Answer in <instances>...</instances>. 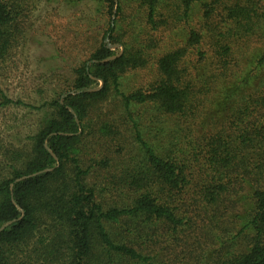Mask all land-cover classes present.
<instances>
[{
  "label": "trees",
  "instance_id": "1",
  "mask_svg": "<svg viewBox=\"0 0 264 264\" xmlns=\"http://www.w3.org/2000/svg\"><path fill=\"white\" fill-rule=\"evenodd\" d=\"M197 1L179 0L184 18ZM101 2L115 17L125 3L144 7L152 32L165 25L160 0ZM23 3L0 0V64L18 44ZM230 13L235 23L251 20L248 11ZM213 15L212 59L204 13L182 45L157 59L155 79L130 93L121 89L123 75L143 67L146 54L116 37L115 18L67 88L40 107L0 90V107L50 111L23 149L0 151L7 158L0 169V264H171L177 248L188 251L191 264H264V72L235 83L231 50L217 40L225 17ZM117 44L123 50L115 56ZM205 60L216 67L215 97L184 151L171 138V121L198 119L199 103L205 110L210 102L196 98L200 85L211 84L205 71L190 73ZM255 64L261 68L264 57ZM243 85H252L247 95ZM111 99L122 106L118 123L98 126L100 144L91 152L94 132L85 133L84 122Z\"/></svg>",
  "mask_w": 264,
  "mask_h": 264
},
{
  "label": "rangeland",
  "instance_id": "2",
  "mask_svg": "<svg viewBox=\"0 0 264 264\" xmlns=\"http://www.w3.org/2000/svg\"><path fill=\"white\" fill-rule=\"evenodd\" d=\"M123 13L115 17L108 15L101 0H24L21 14L18 16V27L21 30L18 44L13 48L6 60L0 64V90L10 99L20 100L33 107H40L43 102L55 97V94L67 88L73 78V70L88 59L89 55L99 46L110 20L115 18L116 37L120 38L129 48H143L146 63L143 67L132 69L123 75L122 91L146 87L156 77L155 63L166 51L184 43L187 27H199L204 15L208 13L209 31H205L204 43L208 57L212 59V46L215 44L213 35L217 31L219 19L213 10L224 15L225 23L219 29L224 33L221 40L228 47L230 57L235 66L232 70L235 83L249 73L250 77L264 72V65L255 70V61L264 57V0H198L186 18L179 0H160L159 12L161 21L165 22L162 29L152 32L147 21V11L136 3L123 4ZM250 12L251 20L247 24L233 21L230 11ZM158 17L156 23H158ZM222 23V22H221ZM244 23V22H243ZM181 31V40L178 38ZM212 36V37H211ZM113 54L122 53V47H111ZM213 50L216 48L213 46ZM229 50V51H230ZM227 53V52H226ZM225 56L228 54H224ZM191 58V57H190ZM205 60L196 68L190 69L191 75H201L205 71L208 86L200 85L197 92L199 102L210 101L203 107L198 106L194 117L175 118L171 121V138L180 141L183 150H187L190 130L198 125L203 115L211 111L215 97V80L210 79L216 67ZM259 71V73H258ZM230 76L229 78H231ZM232 85V80L224 82ZM222 83V84H224ZM214 86H213V85ZM221 84V85H222ZM209 85L212 87L209 93ZM252 85H243L241 93L247 95ZM215 102V101H214ZM240 102V101H239ZM241 103L237 104V106ZM118 99H111L90 112L84 122L85 133L94 132L89 138L91 152L98 151L100 144L97 129L101 123L117 122L121 114ZM50 111H35L21 106L0 107V151L23 149L29 142L38 124ZM125 127V126H124ZM122 127V129L124 128ZM96 148V149H95ZM7 158L0 152V169L7 166ZM198 250L194 247V252ZM188 251L177 248L169 257L171 264H191ZM160 257H163L162 255ZM195 257V256H194Z\"/></svg>",
  "mask_w": 264,
  "mask_h": 264
}]
</instances>
